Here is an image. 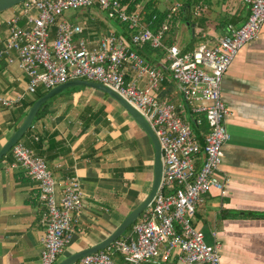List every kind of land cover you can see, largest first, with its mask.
<instances>
[{"label":"built area","instance_id":"2783aa9c","mask_svg":"<svg viewBox=\"0 0 264 264\" xmlns=\"http://www.w3.org/2000/svg\"><path fill=\"white\" fill-rule=\"evenodd\" d=\"M242 1L250 12L246 22L240 27L228 24L219 38L202 42L192 51L176 45L166 47L169 21L153 30L148 21L152 10L144 12L143 2L129 12L121 0H28L7 20V34L0 36V62L16 65L27 82L20 94H0V110H11L38 91H50L70 81L99 83L140 113L161 147L162 179L146 213L107 250L78 264H117L115 254L126 264H162L174 249L179 251L181 264H221L220 245L207 244L194 221L204 197L213 189L225 193L228 184L225 176H219L223 148L231 139L227 129L230 114L221 97L222 79L264 24V0ZM182 6L174 4L168 18L178 14ZM91 8L125 24L130 42L114 32L88 33L86 20L75 22L67 16L70 11ZM130 44L166 51L171 79L178 85L184 104L158 97L167 81L164 71ZM11 153L13 165L37 183L39 200L45 206L42 264H57L80 219V182L67 178L57 199V181L47 161L22 141Z\"/></svg>","mask_w":264,"mask_h":264},{"label":"crops","instance_id":"0c3cea01","mask_svg":"<svg viewBox=\"0 0 264 264\" xmlns=\"http://www.w3.org/2000/svg\"><path fill=\"white\" fill-rule=\"evenodd\" d=\"M196 2L200 4L191 19L187 9L185 20L175 26V31H189L194 46L181 44L182 39L170 30L167 44L192 51L202 42L215 41L228 24L242 26L250 14L242 0H193L191 4ZM18 11L19 7L5 16L0 14V36L7 34L6 22ZM83 16H88L84 18L88 33L114 32L130 42L125 24L116 21L119 25L113 28L90 11ZM130 48L164 71L167 81L158 97L184 104L171 79L166 53L163 56L131 44ZM26 82L16 65L0 62V94H20ZM221 97L230 114L227 129L231 139L223 148L219 176H225L228 184L225 193L213 189L204 197L194 225L204 233L207 244L220 245L221 264H264V216L244 215H264V24L256 40L242 48L226 71ZM33 99L28 96L24 101ZM17 108L0 110V150L24 120L17 125L22 115ZM25 111L27 114L29 109ZM39 140V157L47 161L57 181L56 198L66 179L72 177L80 182L83 194L79 222L60 262L105 241L142 204L154 180L155 151L148 135L122 106L88 87L68 89L52 100L21 141L36 152L33 145ZM13 161L12 153L0 161V264H42L45 206L39 200L37 183ZM178 257L179 251L174 249L161 262L181 264ZM113 260L126 264L118 254Z\"/></svg>","mask_w":264,"mask_h":264},{"label":"water","instance_id":"95a60500","mask_svg":"<svg viewBox=\"0 0 264 264\" xmlns=\"http://www.w3.org/2000/svg\"><path fill=\"white\" fill-rule=\"evenodd\" d=\"M28 0H0V14L4 13L8 10H11ZM177 4L183 5L178 2ZM88 87L97 91L102 92L103 94L108 95L110 98L115 100L122 108L131 116V118L138 124V126L148 135L150 138L154 151H155V164H154V180L152 184V188L147 198L142 202L140 206H138L133 212H131L120 224V226L102 243L79 253H76L64 260L58 262L57 264H78L80 260L83 258L95 254L99 251H103L111 246L116 240L121 238L127 230L139 219V217L150 207L152 204L155 195L158 191V188L162 179L163 165L161 160V147L157 137L154 132L150 128L149 124L146 120L138 113L131 105H129L122 97H120L117 93L112 91L111 89L105 87L102 84L88 82L85 80H76L70 81L65 84H62L48 93H46L43 97L35 101V103L31 106L29 111L27 112L26 117L24 118L22 124L17 128V130L12 134L7 143L0 150V161L3 157H5L12 148L22 140L27 131L32 127L34 120L37 117V114L40 108L49 100L54 98L55 96L63 93L64 91L74 88V87Z\"/></svg>","mask_w":264,"mask_h":264},{"label":"trees","instance_id":"16d2710c","mask_svg":"<svg viewBox=\"0 0 264 264\" xmlns=\"http://www.w3.org/2000/svg\"><path fill=\"white\" fill-rule=\"evenodd\" d=\"M143 2V0H121V3L122 4H125V5H127V8H128V11L129 12H131V11H133V10H135V8H136V6L138 5V4H141ZM204 2H206V1H204ZM197 3V5H194V4H191L190 2H186L181 8H180V11L178 12V14H176V15H174V16H172L170 19L168 18V16H169V11H167V10H165V11H160L157 7H156V5H155V0H149L145 5H144V12H147V13H149L150 11H151V8L152 7H154V10H152V12L150 13V15H148V21H151L152 22V24H151V28L153 29V30H157V29H159L160 27H162L163 25H164V23H166V21L170 24V26H171V28H170V31H172V33L175 31V26L177 25V23L179 22V21H182V20H185V18H186V10L188 9L189 11H190V15H189V19H191V17H192V11L193 10H195L197 7H198V5L200 4H198V2H196ZM194 6V7H193ZM146 13V14H147ZM153 16H155L156 17V20H153ZM230 21H232V20H230ZM118 22V21H117ZM119 23V22H118ZM223 23H228L227 22V20H225V21H223ZM121 24V23H120ZM172 29V30H171ZM164 44H165V46L166 47H169V46H171V44H167V42L166 41H164ZM145 47H147L148 49H151L149 46H145ZM152 50V49H151ZM155 52H159V53H161L163 56H165V51H163V50H154ZM66 91H68V90H66ZM65 91V92H66ZM49 91H38L35 95H34V99L33 100H31V101H23L21 104H20V106H18L19 108H17V110H18V112H20L22 115H20V118H19V120H18V122H17V125L19 124V121L20 120H22V119H24L25 117H26V111H25V109H30L31 108V106L35 103V101H37L38 99H40L41 97H43L46 93H48ZM64 92V93H65ZM60 95H62V93L61 94H59V95H57L56 97H54V98H52L51 100H49L48 102H46L41 108H40V110H39V112H38V114H37V117H36V119H38L41 115H42V113H43V111H45L48 107H49V105L51 104V102H52V100H54V99H56L58 96H60ZM23 111H25V112H23ZM35 119V120H36ZM34 120V121H35ZM34 123V122H33ZM17 127V126H16ZM194 131L196 132V129H197V127L194 125ZM30 132V129L27 131V133L24 135V137L22 138V139H24L25 138V136H27L28 135V133ZM42 140H39L38 142H35V144L33 145L34 146V148H36L37 150H36V152H34L35 153V155H37V156H39V150H41V148H42ZM31 150H33V149H31ZM35 150V149H34ZM11 155V152H9L5 157H3L2 158V160L1 161H3L5 158H7V157H9ZM201 160H202V158L200 159V160H198V163H197V166L199 167V165H200V163H201ZM143 215L144 214H142L141 215V217H143ZM244 215H246V216H250V217H257V216H264V215H256V214H254V213H248V214H244ZM132 229V226L129 228V231L128 232H130V230ZM124 236V235H123ZM122 236V237H123Z\"/></svg>","mask_w":264,"mask_h":264},{"label":"rangeland","instance_id":"374dc122","mask_svg":"<svg viewBox=\"0 0 264 264\" xmlns=\"http://www.w3.org/2000/svg\"><path fill=\"white\" fill-rule=\"evenodd\" d=\"M148 1L149 0H143L142 5L144 6ZM187 1L191 3V1H193V0H155V5H156V7L160 8L162 10H164V9L165 10H169L174 5V3L176 4V3L180 2V3H182L184 5ZM19 6L13 8V9H16ZM13 9L2 13L1 16H5V15L9 14ZM96 9L99 10L98 8H91V9H80V10H77V11H70V12L67 13V16L73 18L72 20L75 21V22H78V21L82 22L84 20V18L88 17V16H86V17L83 16L84 12H87V11L89 12L90 11V12H95L97 14V16H99L100 19L106 21V24L109 23L113 28H114V26H118L119 25L116 22V20L109 19V17L107 16L106 13L102 12L101 10H99V12H98V11H96ZM174 33L176 35H178L179 39H182L181 40V44H183V45L187 44L189 46V48L193 47L194 44L196 43L195 39L194 40L191 39L190 33H189V31L187 29L181 28L180 31H175ZM78 88H84V87H78ZM104 97L107 100L111 99L106 94H104ZM128 231H129V229H128ZM128 231L126 233H128Z\"/></svg>","mask_w":264,"mask_h":264}]
</instances>
